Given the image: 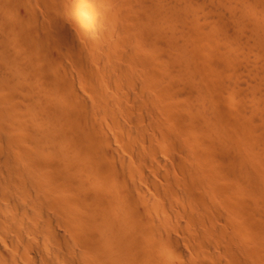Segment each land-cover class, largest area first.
<instances>
[{
	"label": "bare ground",
	"instance_id": "1",
	"mask_svg": "<svg viewBox=\"0 0 264 264\" xmlns=\"http://www.w3.org/2000/svg\"><path fill=\"white\" fill-rule=\"evenodd\" d=\"M207 2L0 0V264H264V16Z\"/></svg>",
	"mask_w": 264,
	"mask_h": 264
},
{
	"label": "rangeland",
	"instance_id": "2",
	"mask_svg": "<svg viewBox=\"0 0 264 264\" xmlns=\"http://www.w3.org/2000/svg\"><path fill=\"white\" fill-rule=\"evenodd\" d=\"M201 1H202V3H203V0H201ZM207 1H208V2H207L208 5H210L209 3H213V2H211V0H207ZM238 1H239L238 5L242 8L243 5H244L245 3H244V4H241V2L243 3L244 1L246 2L247 0H243V1H242V0H238ZM240 1H241V2H240ZM252 1H254V0H252ZM252 1L249 2V0H248V2H249V6L251 5L250 8H253L254 10H257V11H258V12L256 11V12L258 13V14H257V17H258V18L255 17L256 20H257V22H258V21H259L258 19H260L261 17L264 16V14H263L264 11H263V10L260 11V8H259V10H258L257 3L254 2L255 5H256V6H255V5H253L254 3H252ZM199 2H200V0H199ZM202 3H201V4H202ZM214 3L217 4L216 2H214ZM246 4L248 5V3H246ZM246 4H245V5H246ZM213 5H214V4H213ZM213 5L211 4L212 7H213ZM241 5H242V6H241ZM252 5H253V6H252ZM204 6H205V5H204ZM209 7H210V6H209ZM254 7H255L256 9H255ZM213 8H214V7H213ZM241 8L239 9L240 11L242 10ZM207 9H209V8H207ZM219 10H220V9H219ZM212 11H213V10H212ZM214 11H215V10H214ZM207 12H208V11H207ZM241 12H243V11H241ZM260 13H261V14H260ZM209 14H210V13H209ZM216 14H218V13H216ZM260 15H261V16H260ZM215 16H216V18H218L217 15H215ZM215 16L213 15L214 18H215ZM248 16H249V14H248ZM248 16H247V17H248ZM251 17H252V16H251ZM251 17H250L251 21L256 22V20L254 21L255 18H253V20H252ZM216 18H215V19H216ZM248 18H249V17H248ZM263 19H264V17H263L259 22L263 21V23H264V20H263ZM212 20H214V19H212ZM216 20H218V19H216ZM216 20H215V21H216ZM236 28H237V27H236ZM250 44H252V43H249V44L246 45L245 50L248 52V49H249V50L252 49V50H250L251 52L249 51L248 53H247V52H246V53H247L248 57L250 56V59L253 58V60H254V59L256 58V55H255V54H258V53H259V54L257 55V58H258L261 54H260V51L258 52V49L255 50L256 48H254V46L252 47L253 44H252L251 47H250ZM248 45H249V46H248ZM248 47H250V48H248ZM247 48H248V49H247ZM253 48H254V49H253ZM245 50H244V51H245ZM254 51H255V52H254ZM246 53H245V54H246ZM254 56H255V57H254ZM253 60H252V61H253ZM255 61H256V59H255ZM243 71H244V72H243V74H244L246 71H245V70H243ZM241 74H242V73H241ZM233 75H234V74H233ZM245 75H246V74H244V77H247V75H246V76H245ZM234 76H235V75H234ZM240 86H241V88L243 89V88H246V87H247V84H246V82H245V83H241L238 87H240ZM236 87H237V86H236ZM238 89H240V88H238ZM240 98L243 99V98H244V94L238 95L236 99H240ZM244 99H245V98H244ZM262 208H263V206H262ZM263 211H264V210H262V212H263ZM262 214H264V212H263ZM263 218H264V217H262V215H261V220H263ZM263 221H264V220H263Z\"/></svg>",
	"mask_w": 264,
	"mask_h": 264
}]
</instances>
